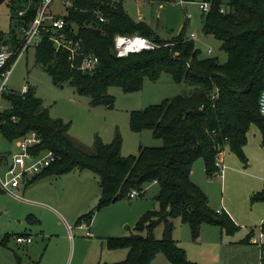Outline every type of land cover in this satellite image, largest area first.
Wrapping results in <instances>:
<instances>
[{"label":"trees","instance_id":"16d2710c","mask_svg":"<svg viewBox=\"0 0 264 264\" xmlns=\"http://www.w3.org/2000/svg\"><path fill=\"white\" fill-rule=\"evenodd\" d=\"M69 1L65 11L56 14L66 21V35L79 37L83 49L98 56L97 65L92 71L81 70L77 67L79 56L72 63L67 50H56L46 34L34 47L35 62L53 83H69L77 93L89 96L93 105H113L110 85L124 91L139 89L144 78L157 80L162 71H167L175 82L187 83L189 89L129 111L130 128L150 129L161 144L139 145L137 153L124 155L116 130L110 141L104 142L95 134L93 143L86 145L69 134V120L49 113L43 99L35 95L33 85H27L25 91L2 92L9 106L0 109V134L7 140L18 139L29 131L40 136V147L52 149L57 159L39 174L64 173L78 167L97 175V202L78 215V223L90 222L95 210L114 200L129 198L131 188H137L142 196L146 182H157L158 207L144 211L129 234L105 237L109 248L127 247L126 256L101 264H150L159 250L172 264H199L188 259L173 238V219L187 222L192 238H197L204 222L217 224L229 233L238 228L227 211L217 212L209 206L207 194L191 179L190 170L200 156L205 173L214 175L218 168L216 155L225 146L245 159L243 147L251 123L258 127L264 146V114L258 103L264 89V0H228V8L223 10L221 0H209V8L201 15L202 30L220 39L227 54L223 62L217 56L200 55L193 38L185 33V22L175 35L160 37L148 22L131 17L119 0ZM39 2L10 0L9 15L18 32L11 27L5 42L13 50L20 45L21 26L32 21ZM97 11H101L103 20ZM116 34L146 36L155 44L117 55ZM5 155L0 151V160ZM252 198L264 200V182ZM26 218L36 220L31 214ZM159 223L163 228L157 237L155 227ZM252 234L250 228L240 240L247 241ZM10 235L5 232L0 244H5Z\"/></svg>","mask_w":264,"mask_h":264},{"label":"rangeland","instance_id":"374dc122","mask_svg":"<svg viewBox=\"0 0 264 264\" xmlns=\"http://www.w3.org/2000/svg\"><path fill=\"white\" fill-rule=\"evenodd\" d=\"M119 1L131 17L148 22L160 37L175 35L185 22V33L188 36L191 31L195 33V36L189 37L193 38L195 45L200 49L201 56H217L221 62L226 60L227 54L220 48V39L205 34L202 30L203 10L199 6V0ZM221 1L220 7L228 8V0ZM9 2L10 0L0 1L1 39L7 36V33L9 36L11 33L9 29L14 28L10 22ZM64 6L62 0H52L47 7V13L64 12ZM15 31L18 32V29L16 28ZM19 36H21L20 33ZM3 46H9V42L0 45V48ZM34 51V47L30 46L17 57L6 81V90L22 91L23 84L33 85L35 95L43 99V105L48 107L49 113L52 116H61L69 120V134L86 145L93 143L95 134H98L102 141L108 142L117 130L121 137L120 152L124 155L137 153L139 145L161 144V139L154 137L150 129L134 131L130 128L129 111L159 102L164 97L190 88L183 81H173L167 71H162L157 80L144 78L142 87L139 89L124 91L118 85H110L108 93L114 96L113 105L107 106L102 103L93 105L90 103L89 96L77 93L69 83H53L50 75L34 61ZM33 62L36 66H33ZM7 106H9V101L2 93L0 94V109ZM247 134L249 144L244 149L245 159L225 146L224 152L227 153V159L223 163L226 176L223 173L222 178L207 177L200 156L194 160L193 168L195 180H197L195 182L207 193L213 207L222 206L229 212L221 203L222 201L232 202L243 209H248L252 216H256L264 211V200L252 198V193L263 185V180L260 183L256 176L264 174V146L261 140H256L259 132L255 123L250 124ZM17 140H7L0 134V151L6 154L18 151ZM83 173L93 175L90 170H81L78 167L62 175L80 176ZM258 182L259 187L250 189L254 188ZM38 187L36 185L35 188L25 192L23 198L0 190V238L5 232L11 233L6 245L0 244V264H18L19 262L24 264H87L93 254L96 256L94 262L98 264L104 261L120 260L126 256L125 253L121 255V247L108 248L104 245L101 251L100 242L104 239V244L107 236H121L126 235L124 233L130 230L134 231L135 222L140 215L147 209L158 207V201L152 197L155 190L151 185H146L147 190L144 192L146 195L144 197H124L100 207L97 209L95 229L90 228L96 239L95 247H93V242H90L92 247L86 245L87 242L84 240L87 236L86 229L75 226V223L71 224L72 233L76 236L77 242V249L74 253V246L70 239L59 235L63 231L61 226L64 223L61 217L57 219L44 215L40 224L26 220L27 213L31 212L30 203L37 205L39 200L44 201V198H40ZM240 218L233 217L238 228L231 233L221 230L217 224L204 223V226L200 227L197 238H192L189 224L179 220L173 225L172 233L185 250L186 257L199 264H264V259H261L259 254L258 243L238 242L251 226L257 233L260 230L259 224L264 222V217L257 221H251L249 217ZM24 228L30 230L33 241L26 245H19L15 242L14 235ZM162 228V223L155 227L157 237L161 236ZM202 229L205 230L203 234ZM263 243L264 239L260 245ZM78 258L80 260L77 263ZM37 260H40V263H37ZM151 264H172V262L159 250L151 260Z\"/></svg>","mask_w":264,"mask_h":264},{"label":"built area","instance_id":"2783aa9c","mask_svg":"<svg viewBox=\"0 0 264 264\" xmlns=\"http://www.w3.org/2000/svg\"><path fill=\"white\" fill-rule=\"evenodd\" d=\"M52 0H40L37 7L36 14L32 21L26 25L21 26V42L18 49L13 50L10 46H3L0 48V94L6 90V81L11 71L12 65L17 57L25 51L28 47H35L42 34H46L48 38L53 41L55 49H66L68 52V59L72 63L76 56H79L77 67L83 71H92L98 63V56L92 51H85L83 49L80 38L66 35V21L61 14L47 13V7ZM64 5L70 4L69 0H62ZM184 1V0H180ZM199 6L203 11H206L210 6L209 0H199ZM220 10L223 8L220 7ZM22 13V10L19 11ZM99 19L103 20L101 11H97ZM188 17V15H186ZM74 30L76 26L73 25ZM189 36H195L194 32H190ZM140 39L141 44H135L136 40ZM129 41L133 46L126 47V42ZM116 54L122 55L130 50H139L141 48H149L154 46V42L142 35H122L116 34L114 37ZM210 51V49H209ZM12 55H15L13 60L10 61ZM26 85L22 86V91L26 90ZM259 110L264 114V89L261 90L259 95ZM41 138L35 131H29L18 138V151L6 154L0 160V188L16 197L21 195L16 191L19 186L25 185L32 178L37 176L44 169L49 167L56 159L57 154L50 148L40 147ZM220 150L218 154L221 152ZM216 155L215 162L218 166L214 174H221L223 171V163ZM137 188H131L128 192V197H135L139 195ZM217 212H222L224 207L215 209ZM226 211V210H225ZM80 227L89 232V222L82 220L78 223ZM262 229L257 233H253L250 240L255 243L262 241ZM14 240L17 243H28L32 241L30 233H17L14 235Z\"/></svg>","mask_w":264,"mask_h":264},{"label":"crops","instance_id":"0c3cea01","mask_svg":"<svg viewBox=\"0 0 264 264\" xmlns=\"http://www.w3.org/2000/svg\"><path fill=\"white\" fill-rule=\"evenodd\" d=\"M10 22H12L11 19H10ZM16 28L17 27L14 26V29H16ZM191 32H193V31H191ZM9 37L10 36H8V33H7V36H5L2 39L0 38V45H2L4 43H8V41L5 42V40L8 39ZM34 61H35V56H34ZM33 66H36L35 62H33ZM38 66H40V65H38ZM23 85H26V87H27V84H23ZM247 132H248V130H247ZM258 132H259V130H258ZM256 140H259V141L261 140L260 132H259V137ZM248 144H249V138H248V134H247V141L244 144L243 149H246ZM218 155H219V158L221 159L222 163L223 162L225 163V160L227 159V153L224 152V149ZM224 163H223V165H224ZM74 168H76V167H74ZM203 168H204V163H203ZM81 170H83V169H81ZM225 170H226V168H224V166H223V171L221 172L220 175L214 174L212 176H217L219 178H222L223 173L226 176ZM90 172L93 175H90V173L89 174L83 173L80 176H70V175L63 176L62 174H64L65 172L64 173L38 174L36 177H34L30 181H28L25 185L19 186L18 188H16V191L21 195L20 198H23L24 197L23 194L25 192L35 188L36 185L39 186L38 188L40 190L39 191L40 192V198H44V201L39 200V202H38L39 204H37V205H36V203H30L29 209H31L30 210L31 212L27 213V215L28 214L33 215L36 218V220H34L32 218L27 219L25 217L26 220L29 222H35V223L40 224V220H42L44 218V215H50L51 217H54L57 219L59 217H61L63 219L64 223H62V226H61L63 231L59 235L65 236L66 238L70 239L71 243L74 246V253L77 249V242H76V236H74V234L72 233L73 227L71 226V224L75 223V226H79L78 222H76L78 215H80L81 213L87 211L92 206H94L97 202V199H98V196L100 193V186H99V182H98V177L92 171H90ZM204 173H205V169H204ZM205 175L207 177H212V176H208L206 173H205ZM190 177L194 182L197 181V180H195L193 163H192V167L190 170ZM256 178L259 180V182L261 180H263V182H264V174H262L260 176H256ZM259 182L256 183V186H254V188H250V189H255V187H259L258 186ZM146 185H148V186L151 185L154 188L155 192L153 191L154 195H152V197L155 198V194L158 190L157 182L155 180H151V181L146 182L145 187H146ZM144 196H146V195L143 194L140 197H144ZM131 198H134V197H131ZM208 203H209L210 207L216 209L215 207H213L211 205V203L209 201V197H208ZM221 204L224 205L227 208V210H229V212L231 214L228 211L227 212L233 221H234L233 217L236 219H241L240 217H244L245 219H247L249 217V219H251V221H257V220H260L264 217V211H261V213L259 215H256V216L253 215L252 216V214L249 213L248 209H243V208L237 206V204H235V203L222 201ZM97 212H98V210H96V213L92 216L91 221L89 222V232L86 233L87 236L84 237V240H86V242H87L86 245L91 246V247H92V245L90 242H93V244H94L93 247H95V243H96V239L94 237V234H92V232L90 231V228L95 229V220L97 218V216H96ZM0 213H1V208H0ZM177 220L181 221L178 217H176L173 219V223L175 224V222ZM204 223H202L200 225V227L204 226L203 225ZM259 226L261 227L262 232H263V234H262V240H263L264 239V222L260 223ZM81 228H83V227H81ZM250 228H249V230H250ZM252 229H253V233H255V229L254 228H252ZM133 230H134V228H133ZM25 232L30 233L32 235L30 230H28L27 228H24L22 231H19L17 233H25ZM130 232H132V230H130L129 232H126L124 234H129ZM204 232H205V230L202 229V234ZM245 234L243 236H241L240 239L243 238L245 236ZM155 235H156V233H155ZM172 236L176 240V242L179 244L177 238L174 237L173 233H172ZM240 239L238 242H251V243L255 244V242H252L250 239L247 241H241ZM7 241L5 244H1V245H6ZM32 241H33V235H32ZM32 241H30V242H32ZM103 241H104V239L100 242V248H101L100 250L101 251L103 250V246L106 245L105 243L103 244ZM30 242H28V243H30ZM28 243H17V244L26 245ZM258 245H259L258 247H259L260 257H261V259H263L262 258V246H263V244L260 245V243H258ZM121 248H122V249H120L121 250L120 252H122L121 255H123L124 253L126 254L127 250H128L127 247H121ZM74 253H73V255H74ZM95 259H96L95 254L91 255L87 264H93V263L98 264V262H94ZM79 260H80V258H78L77 263L79 262ZM37 263H40V260H37ZM18 264H24V263L19 262ZM150 264H151V261H150Z\"/></svg>","mask_w":264,"mask_h":264},{"label":"bare ground","instance_id":"6f19581e","mask_svg":"<svg viewBox=\"0 0 264 264\" xmlns=\"http://www.w3.org/2000/svg\"><path fill=\"white\" fill-rule=\"evenodd\" d=\"M135 44H137V45L141 44V40L140 39H137L136 42H135ZM132 46L133 45L129 41L126 42V47L128 49L131 48Z\"/></svg>","mask_w":264,"mask_h":264}]
</instances>
